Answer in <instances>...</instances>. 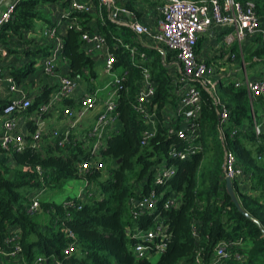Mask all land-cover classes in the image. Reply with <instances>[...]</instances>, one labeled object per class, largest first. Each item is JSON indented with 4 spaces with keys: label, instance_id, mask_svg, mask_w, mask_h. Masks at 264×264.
I'll return each mask as SVG.
<instances>
[{
    "label": "trees",
    "instance_id": "16d2710c",
    "mask_svg": "<svg viewBox=\"0 0 264 264\" xmlns=\"http://www.w3.org/2000/svg\"><path fill=\"white\" fill-rule=\"evenodd\" d=\"M135 1L116 0L119 6L134 11L139 18ZM252 1L258 13L264 14V0ZM53 4L61 5L66 11L62 54L68 76L97 78L96 62L87 53L83 40L84 35L93 33L104 38L115 57L113 70L122 69L125 90L120 92L117 102L120 129L110 135L102 151L106 175L105 169L79 172V165L89 160L88 146L83 141L60 148L50 135H45L38 147L28 144L22 151L12 148L8 152L0 146V245L9 252L17 245L22 247L18 259L0 257V264H35L39 258L44 259L41 264H153L149 258L137 259L132 245L136 241L135 233L151 229L157 218L167 226L169 233L167 249L157 264H213L221 242L226 243V257L221 264H264L262 231L238 211L226 190L224 150L218 140L219 118L207 92H202V151L186 160L171 157V149L182 148L184 142L176 135H169L164 123L160 124L157 137L147 146H141L146 126L132 104L142 73L132 65L128 47L135 46L150 59L149 68L157 85L154 102L159 105L161 119L164 111L168 113V108L177 104L172 68L168 67L173 55H167L164 63L161 52L144 46L134 33L112 23L105 11L100 18L97 13L70 9L67 0H21L16 4L12 19L0 31V43L6 52L0 54L2 80L13 78L20 86L31 81L38 70L39 74L42 72L37 67L39 59L49 55L52 45L32 44L37 43L36 22L47 18L43 7ZM124 34L136 41L125 39ZM41 39L47 43L43 36ZM202 44L203 38H200L199 53ZM13 56L12 62L7 63ZM250 58L256 66L263 65V70L255 73L254 78L259 79L264 75V48L258 45ZM213 62L206 63L212 66ZM55 90L53 86H44L37 95L28 97L32 101L29 109L15 114L27 118V142L33 141L36 132L33 115L50 101ZM217 91L230 110L226 126L229 147L250 178L244 189L235 182V192L243 210L264 229V128L260 136L254 132L251 104L244 88H236L233 80L226 77L219 79ZM9 102L8 97L0 94V112ZM59 106L78 107L72 99H64ZM60 112L63 116L62 110ZM254 112L259 122L255 108ZM234 129L238 130L235 135ZM110 163L113 166L108 168ZM163 165L174 167L175 175L158 184L157 172ZM37 167L44 171L43 182L48 190H56L72 179H84L89 187L95 182L96 194L85 203L77 202L76 198H67L61 203L42 199L39 211L30 214L31 195L42 188ZM151 191L158 196L153 210L132 208V199ZM176 196L179 206L165 209L169 198ZM66 228L76 235L73 241L76 251L70 257L64 255V249L71 242ZM238 256L244 258L239 260Z\"/></svg>",
    "mask_w": 264,
    "mask_h": 264
},
{
    "label": "built area",
    "instance_id": "2783aa9c",
    "mask_svg": "<svg viewBox=\"0 0 264 264\" xmlns=\"http://www.w3.org/2000/svg\"><path fill=\"white\" fill-rule=\"evenodd\" d=\"M21 0H9L5 11L0 15V31L2 27L12 19L16 4ZM70 2V9H76L88 13H97L102 18L103 11L108 19L117 25L125 27L135 36L150 40L154 50L161 52L162 60L165 63L167 55H173L172 68L173 86L177 87V104L168 108V113L164 111L161 119L159 105L155 103L157 95V85L152 79L149 68L150 59L147 53L138 51L134 46H129L132 65L142 73V80L137 90L136 99L132 104L135 113L139 116L146 128L143 133L141 146L145 147L152 139H155L159 132V126L164 123L168 126L169 135H176L184 142L182 148H172L169 152L171 157L186 160L202 151L201 145V116H202V92H207L212 98L216 113L219 118L218 140L224 150L223 177L232 180L233 184L238 183L241 189L249 184V177L245 173L243 166L231 148L229 147L226 135V126L229 124L230 110L221 100L218 91V75L214 72V66H209L202 59L201 53L197 51L200 38L210 35L216 29H224L227 32L224 38V48L227 50L226 62L231 64L241 63L238 72H231L229 77L235 83L236 88H244L250 100L251 114L253 119V129L257 136L263 130V124L257 121L254 112V102L259 98H264V75L259 78H250L245 62L241 61V53L244 51V43L248 40H256L261 48H264V14L260 15L252 0L241 2L237 0H151L155 4L156 20L158 31H153L148 26L142 24L137 14L125 7L118 5L116 0H92L85 2L82 0H67ZM65 8L55 19L52 26L46 27L41 35L50 43L49 55L43 59L42 73L53 76L61 63H65L62 51L64 47L63 30ZM86 51L93 55L97 49L102 48L107 54L105 57V73L114 77L108 88L111 91L104 102L103 110L97 115L95 122L82 135H75L74 131L80 126L83 119L89 113L96 110L99 99L98 92L83 95L77 100V108H60L64 99H72L78 88V81L68 76L66 73L59 77L58 87L53 93L50 101L40 106L39 111L33 115L32 120L36 125V132L32 142H27L22 130L17 112L29 109L32 101L24 94L15 83L13 78L6 81L9 89L14 95L9 104L0 112V146L5 151L15 148L18 151L30 144L38 147L39 142L45 135L55 141L60 148L71 146L74 141H83L87 144L89 160L79 165V172L102 171L105 168L102 151L106 148V141L113 132H117L119 125V114L117 113V102L120 92L125 90V80L121 74H116L113 70L116 62L115 57L110 53V49L104 38L93 33L84 35ZM236 48V51L233 49ZM0 43V54L3 53ZM1 66V65H0ZM169 66V65H168ZM239 71L242 76L237 75ZM2 82L0 68V84ZM62 110L64 118L69 121V125L64 129H48L47 117L57 110ZM60 110V111H61ZM26 122L27 118L22 116ZM233 130V135L237 133ZM36 172L41 179L42 188L31 195L28 213L35 214L40 209L42 195L46 192L43 182L44 171L37 167ZM175 175L174 167L162 166L156 176V182L161 184ZM82 190L76 197V201L85 203L93 197V192ZM158 203V196L155 191L131 200L132 208L135 210H153ZM179 197H170L165 203V209L177 208ZM167 226L155 220L154 226L149 230H141L135 233L132 248L137 259H151L154 255L163 254L167 249L169 233ZM70 242L64 249L66 257L72 256L76 251L75 233L65 229ZM193 235L196 237L194 230ZM20 239V238H19ZM226 243L221 242L216 249V257L213 264H221L225 254ZM22 247L17 245L12 252L7 251L0 245V257L7 260L18 259L21 256ZM244 257L238 256L241 260ZM43 258H39L35 264H41Z\"/></svg>",
    "mask_w": 264,
    "mask_h": 264
},
{
    "label": "crops",
    "instance_id": "0c3cea01",
    "mask_svg": "<svg viewBox=\"0 0 264 264\" xmlns=\"http://www.w3.org/2000/svg\"><path fill=\"white\" fill-rule=\"evenodd\" d=\"M82 1L91 2L92 0H82ZM8 2H9V0H0V15L5 11ZM134 6H135L136 11L139 13V18H138L139 21L142 24L148 26L153 31H158L159 27H158L157 20H156L157 16H156V11H155V4L151 0H136L134 2ZM43 9L45 10L47 18H46V21L39 22L38 25L36 24V28L38 31V35L36 37L37 43L32 44L33 46L44 47V46H47L45 44H49L48 42L46 43L44 40L41 39L42 38L41 32L46 27L49 26L48 23H51V25H53V22L55 21V19H57L59 17L60 13L63 11L64 8L61 7V5H59V4H53V5H45L43 7ZM227 32L228 31H226L224 29H216L210 35L203 36L202 38H203V44L204 45L202 44V48L200 49V53L202 54L201 55L202 59H204L206 61H210V60L216 58L215 55L217 53H220L218 60L214 61L212 65H214L217 68L220 66L223 69H226L229 67V69L232 70L231 72L235 73V72H238V69L236 68V64H231L230 62H226L227 50H226V48L221 47V45H220V41L224 40ZM127 34H124V37H125V39L130 40L131 42H135L139 38V37H137L136 40H134L131 37H129ZM30 37H31V35H29V38ZM141 40H142V43L144 46H146L148 48L153 46V43L150 40H148L146 38H143ZM251 45L258 46V43L256 40H248L246 43V48H249V46H251ZM5 53L6 52H4V54ZM106 55L107 54L105 53V51L102 48L97 49V51H95L94 54L92 55L93 59L96 62V67L97 68L98 67L103 68L104 72H105L104 67H105ZM13 58H15V56L11 57L7 61V63L12 62ZM43 59L44 58L39 59V62L37 65L38 68H41ZM65 73H66V66L64 63H61L59 65V68L57 69L55 75L47 77L46 75L42 74V72H40L38 79L35 80L34 77H32L31 81H27L26 83H24L18 87L20 88V90H22L24 92V94L27 97H33V96L37 95L42 90V88L46 85L53 86L57 89L59 77ZM237 75H239V74L237 73ZM81 80L82 79H80L78 81V88H77V91H76L75 95L73 96L72 100L77 102V100L80 99L83 95H88V94H91V93H94L97 91L99 104H98L96 110H94V112H92L90 115H88V118L84 121V123L83 124L81 123L80 126L74 131V134L77 136L84 134V132L87 131L88 128H91V126L93 125V123L96 120L97 115L103 110L104 102L108 97V96L106 98L103 97L101 95L103 90L97 88L93 84L95 82V79L90 80L89 78H83V80H88V82H84V83L82 82L83 80L82 81ZM109 84H110V82L107 84L106 90L110 89V88H108ZM8 87H9V84L6 81V78H4L0 84V94L11 99L14 95L11 93V91H10V89H8ZM31 99H33V98H31ZM261 103L264 104V99ZM88 119H89V122L87 123ZM19 120H20V124H21L23 132L25 134H27L28 128H27L26 120L22 116L19 117ZM47 123H48V129L50 131L54 130V129H64L69 125V121L66 118H64V116L61 115L60 110H57V111H54L53 113H51L47 117ZM262 124H263V128H264V122ZM119 129H120V125L117 126L116 130H119Z\"/></svg>",
    "mask_w": 264,
    "mask_h": 264
},
{
    "label": "rangeland",
    "instance_id": "374dc122",
    "mask_svg": "<svg viewBox=\"0 0 264 264\" xmlns=\"http://www.w3.org/2000/svg\"><path fill=\"white\" fill-rule=\"evenodd\" d=\"M36 24L38 25L39 22H36ZM220 45H221V47H224V40H221L220 41ZM257 49H258V46H253V45L249 46V48H246V43H244V51L241 53V57H242V60L241 61H244L245 62V65H246L248 74H249V76H250L251 79L255 77L256 71H258L260 69L263 70V65L256 66V64H253L251 62L252 60H251L250 56ZM219 55H220V53H217L215 55L216 58L212 59V61L218 60ZM204 61H206V60H204ZM206 62H208V61H206ZM211 64H213V63H211ZM235 64H236V68L239 70L240 67H241V63H239V64L238 63H235ZM213 68H214V72L216 73V75H218V79H221L222 76L231 74V71H232V70L229 69V67L226 68V69H223L220 66L218 68L214 66ZM121 72H122V69L118 70L116 72V74H121ZM97 74H98V76L95 79V82L93 84L97 88L103 90L102 93H101V95L106 98L108 96V93L111 91V89L106 90V86H107V84L110 81H112L114 79V77L111 76V75H107L104 72L103 68H101V67H98L97 68ZM238 74L240 76H242V73L240 71H239ZM33 77H34L35 80L38 79V77H39V70H38V72ZM82 82L83 83L84 82H88V80H83ZM175 88H176L175 89V93H176L177 87H175ZM254 106H255V110H256V113H257V117H258L259 122L263 123L264 122V104L261 103L260 101H255L254 102ZM91 113H89V115ZM87 118H88V116L83 119L82 124L84 123V121ZM88 122H89V119L87 120V123ZM112 166H113V163H110L108 165V168H111ZM106 172L107 171L105 169L104 170V175H106ZM87 188L90 189V190H92V192L96 194V191L97 190H96V184H95V182L92 183L90 185V187H89L87 181L84 180V179H72V180L68 181L66 184H64L62 187L57 188L56 190H48V189H46V192L42 195V199H50V200H53V201H55L57 203H61V202H64L67 198H76L82 190H86ZM160 256H161V254H158V255L153 256L151 258L152 263L153 264H157L158 261H159V259H160Z\"/></svg>",
    "mask_w": 264,
    "mask_h": 264
},
{
    "label": "water",
    "instance_id": "95a60500",
    "mask_svg": "<svg viewBox=\"0 0 264 264\" xmlns=\"http://www.w3.org/2000/svg\"><path fill=\"white\" fill-rule=\"evenodd\" d=\"M168 67H170V65ZM226 190H227L228 195L231 198V201L237 207L238 211L242 215H244L247 219H249L250 221L254 222L259 227V229L262 231V233L264 235V229L262 228V226L254 218H252L245 210H243V208H242V206L240 204V201H239V199L237 197V194L235 192L234 184H233L232 180L229 179V178H226Z\"/></svg>",
    "mask_w": 264,
    "mask_h": 264
}]
</instances>
